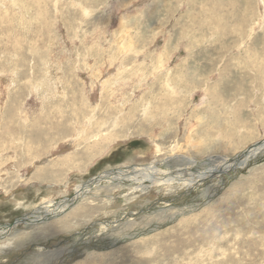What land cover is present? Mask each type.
<instances>
[{"label":"rangeland","instance_id":"1","mask_svg":"<svg viewBox=\"0 0 264 264\" xmlns=\"http://www.w3.org/2000/svg\"><path fill=\"white\" fill-rule=\"evenodd\" d=\"M0 226V264H264V0H0Z\"/></svg>","mask_w":264,"mask_h":264},{"label":"bare ground","instance_id":"2","mask_svg":"<svg viewBox=\"0 0 264 264\" xmlns=\"http://www.w3.org/2000/svg\"><path fill=\"white\" fill-rule=\"evenodd\" d=\"M39 2V1H38ZM236 3V2H235ZM255 4V3H254ZM41 6V5H40ZM36 7V6H35ZM38 8V7H37ZM31 17V16H30ZM56 26V25H55ZM209 30V29H208ZM197 42V41H196ZM191 43V42H190ZM194 43V42H193ZM184 62V61H183ZM142 69V68H141ZM3 83V82H2ZM2 85V84H1ZM173 87V86H172ZM174 90V89H173ZM167 118V117H166ZM200 122V121H199ZM6 127V126H5ZM202 127V126H201ZM226 131V130H225ZM226 135V134H225ZM207 136V135H206ZM204 137V136H203ZM190 139V138H189ZM191 140V139H190ZM215 140V139H214ZM201 142V141H200ZM198 144V143H197ZM253 147V146H252ZM248 148L247 151L243 152L242 154H240L241 158H244V160H246L247 158H251L253 157L254 155H256V153L262 149V145H258L256 147H253V148ZM205 150V149H204ZM221 150V149H220ZM200 153V152H199ZM198 154V153H197ZM4 156V155H3ZM216 160H219V159H216ZM244 160L242 162H237L239 161V157H235L233 158L232 160H228V159H225V158H222L221 160L219 161H214L215 163H218L216 167L211 168L209 167V170H207L206 172H197V173H192L190 171V173H188V169H180V170H177L174 174H171V173H162V172H158L157 170L156 171H152L151 172V167H148V168H151L149 172H144L143 174H141V176H146L145 178H147V176H152L153 177V174L154 175H163L161 177V179L164 180V182L168 181L171 182L173 181L175 178H179L181 179L183 182V185H185L186 187H188L187 190L193 188L194 185H199L201 184V182H203L204 180L206 179H209L212 177V175L214 174H219L221 172H224L226 171L227 169H230L232 167H235L236 165H242L244 163ZM182 161L184 162H187V163H190V161L186 158H184ZM62 162V161H61ZM213 162V163H214ZM67 164V163H66ZM4 168V167H2ZM7 168V167H6ZM116 170V169H115ZM125 170V169H124ZM124 170H121V169H117L116 171H112V172H107L105 173V175L101 176L99 178V181H107V182H112V181H120L121 179H123V176H126L125 175V171ZM149 170V169H148ZM154 170V169H153ZM151 172V173H150ZM129 173V172H127ZM173 173V172H172ZM137 175V174H136ZM135 175V176H136ZM134 176V174H133ZM148 176V177H149ZM131 177V176H130ZM136 178V177H135ZM156 178V177H155ZM160 178V177H159ZM125 179V178H124ZM133 179V178H132ZM173 179V180H172ZM105 181V182H106ZM152 181V180H151ZM179 181V180H178ZM177 181V182H178ZM180 182V181H179ZM185 183V184H184ZM90 184V183H89ZM179 184V183H178ZM91 186V185H90ZM185 187V188H186ZM195 187V186H194ZM77 188V190L75 191V195L76 196H79V195H83V193H85V191H87V186H77L75 187ZM85 189V190H84ZM197 189V188H196ZM77 197H75L76 199ZM65 201H68V202H65ZM65 202V203H64ZM72 201L71 200H62L60 201L59 203H56V204H51V202H49L48 204L46 205H40L37 209L34 210V214H31V216H29L27 219L23 220L24 222H22L23 224H26L27 223H30V221L32 219H35L37 222L40 221L41 219H45V218H49L51 216H54L56 215L60 210H64L68 207L69 204H71ZM1 227V226H0ZM5 233V232H4ZM3 232L0 231V236H2ZM4 245V243H3Z\"/></svg>","mask_w":264,"mask_h":264}]
</instances>
